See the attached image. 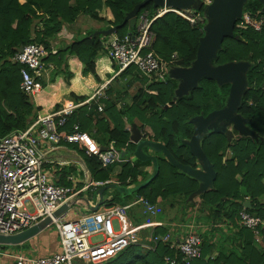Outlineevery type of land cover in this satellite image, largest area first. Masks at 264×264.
I'll list each match as a JSON object with an SVG mask.
<instances>
[{
    "label": "trees",
    "instance_id": "1",
    "mask_svg": "<svg viewBox=\"0 0 264 264\" xmlns=\"http://www.w3.org/2000/svg\"><path fill=\"white\" fill-rule=\"evenodd\" d=\"M239 5L240 11L254 12L262 8L261 0H240ZM103 6L112 13L113 20L108 21L109 24L115 27L117 35L122 36L134 30L135 22L142 11L153 10L159 5L156 0H0V54L5 57L4 50H7V54L12 56L15 48L29 43L44 46L49 52L50 40L64 24L73 23L79 15L87 14L92 19L105 20L101 14ZM152 29L156 35L153 48L157 55L166 58L176 52V65L183 69L195 66L204 33L190 26L175 13H167L157 18ZM109 40L110 37L103 40L98 36L88 35L74 40L56 53H49L46 60H54L61 66L66 54L74 55L77 62L83 64L82 75L90 73L99 79L96 73V55L104 45L109 44ZM208 60L211 68L228 64L241 69L243 79L239 87L240 100L233 115L242 117L248 125H242L247 131L241 128L239 134H235L233 138H228L224 125H216L214 130L206 134L201 131L199 134L198 148L214 169L211 188L206 192L200 191L195 178H190L183 171L179 172L178 165L196 169V157L199 155L189 147L190 140L196 127L209 113L230 105L232 78L222 80L217 77H199L189 86L183 81L179 86L175 79L166 83L146 80L141 82L136 75L134 81L141 84L128 106L116 109L120 97L115 94L94 102L91 107L80 105L64 128L69 131L74 122H79L81 129L85 131L86 126L83 125H89L95 119L97 129L92 136L100 145L114 141L121 152L133 154L137 145L129 140L130 134L124 130L122 117L126 116L131 124L138 122V127L143 128L148 126L144 124V115L157 113L162 108L164 113H168V121L162 125H149L150 130L145 131L148 132L150 140L154 139L163 145V148L158 146L163 155L155 156L156 162L151 158L136 157L132 164L130 161L115 163L104 170L95 157L86 156L81 150H77L86 169L96 180L114 176L124 189L128 178L135 181L138 175L144 176L143 183L138 184L139 188L133 191L115 188L111 194V202L125 204L138 196H143L153 204L165 201L181 202L182 199L199 194L203 205L210 211L213 228L217 227V220H226L237 229L231 231L235 241L232 243L233 248L228 252L221 250L217 255H208L212 250V243L202 238V257L191 264H264V244L261 241L255 242L248 228L237 225L242 208L240 202L249 194L252 207L256 211L254 213L250 208L247 210L255 215H264L259 201L264 196V28L256 31L234 27L232 33L224 37ZM0 65V83H4L8 89L2 92L0 101L2 136L18 126L10 121L18 116L17 109L12 108L10 103L14 101L20 109L30 105V101L20 88L17 91L13 89L15 81L19 87L20 66L4 61L3 58H0ZM134 71V67H129L121 75L133 74ZM39 80L42 83V79ZM108 89L106 93L111 95L112 90ZM71 96L79 103L85 100V97L73 93ZM98 106L102 107L101 112L98 111ZM226 151L232 157L224 163ZM166 152L171 154L176 164L165 158ZM144 156H149L148 148H145ZM151 165L155 166L152 175L139 169L141 166ZM243 169L246 172L238 182L234 178ZM63 176L64 173L58 177L61 179ZM157 231L164 232L162 229ZM174 254L163 243L154 251L142 246H129L105 264H167L164 257H172Z\"/></svg>",
    "mask_w": 264,
    "mask_h": 264
},
{
    "label": "built area",
    "instance_id": "2",
    "mask_svg": "<svg viewBox=\"0 0 264 264\" xmlns=\"http://www.w3.org/2000/svg\"><path fill=\"white\" fill-rule=\"evenodd\" d=\"M202 4L213 3V0H201ZM257 11L243 10L237 15L235 27L241 30L264 28V3ZM190 4V3H189ZM186 6L164 4L153 10H144L138 16L132 32L124 36L114 35L107 48L109 64L115 67L116 73H121L129 67L135 68L137 76L147 82H162L175 77L178 65L175 64L176 53L164 58L154 52L156 39L152 29L153 22L167 14L175 13L192 27L206 32V15ZM48 50L36 43L23 45L21 52L12 55L11 60L20 66V90L31 102L42 91L39 78L44 77L43 60ZM103 86V87H102ZM85 102L103 95L102 85ZM75 106L53 109L37 118L24 129H16L5 135H0V235H13L41 220L50 217V227H54L59 237V250L42 256H26L14 254L4 249L0 244V254L12 257L13 264H73L79 260L83 264H105L114 259L129 246H142L154 251L160 244H166L175 252L174 256H165L167 264H191L202 257V237L196 233H188L181 240L175 238L170 231L156 233L154 229L147 236L140 233L155 222L131 225L126 214L129 205H113L102 210H92L87 215L74 220H67L63 212L58 217L53 213L67 203L72 205L74 199L93 183L83 188L74 185L60 184L56 180L58 172L67 162H58L57 167L49 164L52 161L48 153L58 149L63 144H75L89 157H95L101 168L115 163L130 160L110 141L105 150L91 134L82 130L79 122L72 125L71 130L64 127L75 111ZM98 110H102L98 106ZM143 137V134L141 135ZM42 148H46L42 151ZM67 180L74 182L75 176L70 174ZM152 214L154 206L146 199L140 198ZM31 204L33 210L27 209ZM264 207V196L260 200ZM117 219L118 229L113 220ZM239 225L248 228L257 239L264 236V216L255 215L246 207L239 211ZM101 234L102 240L92 242L91 237Z\"/></svg>",
    "mask_w": 264,
    "mask_h": 264
},
{
    "label": "crops",
    "instance_id": "3",
    "mask_svg": "<svg viewBox=\"0 0 264 264\" xmlns=\"http://www.w3.org/2000/svg\"><path fill=\"white\" fill-rule=\"evenodd\" d=\"M174 6V5H173ZM212 12V10H211ZM102 16L105 20L99 21L92 19L87 14H81L78 18L70 24H64L61 30L55 35L53 39L50 40L51 43V51L48 52V55L43 60V73L44 77L42 78V91L39 95L35 96L34 99L30 102V105L20 108L17 106L14 101L10 103L11 107L17 109L18 116L16 118H12L10 121L17 123L18 126L13 127L9 132L16 130V129H24L32 123L37 116L45 114L48 111H52L53 109H59L62 107L68 106H80L79 102L75 100L74 97L71 96V93L85 97V102L88 100L97 89H99L102 85L104 88L102 90L103 95L99 98H93L88 103H84L88 107L94 102H98L103 99H107L108 97H113V95H119L123 88L126 89L128 95L131 98L129 101H124L120 97L116 103V109H121L123 106H128L132 100V97L138 87L140 86L139 81H135L132 84L129 77L127 75H121V73H116V68L109 64V60L107 59V46H103L102 50L98 52L96 55V73L99 79H96L92 74L88 73L86 75H82V63L77 62L76 57L71 54H66V58L63 61L61 66H58L57 62L54 60H46L49 56V53H56L59 49L66 48L69 44H71L74 40L81 39L88 35H95L100 37L101 39L109 38L110 39L117 35L115 27L111 26L108 21L113 20V16L111 11L106 7H102ZM129 33V32H128ZM5 57H2L0 54V58H3L4 61H7L11 64H16L11 60L12 56L7 54V50H4ZM57 59L60 60L59 57ZM2 66L0 65V69ZM182 69H178L175 73V79L179 86L182 85V81L178 82L179 79V72ZM135 72V71H134ZM136 74V73H135ZM137 75V74H136ZM141 82L145 80L141 79ZM111 84V86H110ZM135 87V92L132 94V90H128L129 86ZM110 86V90H112V94L108 95L106 93L108 87ZM103 87V86H102ZM133 87V88H134ZM108 89V90H109ZM123 92V96L125 97V91ZM118 93V94H117ZM122 96V97H123ZM29 101V100H28ZM83 105V104H81ZM77 106V107H78ZM76 107V108H77ZM75 108V109H76ZM101 112L100 110H98ZM73 114V113H72ZM72 116V115H71ZM70 116V117H71ZM70 119V118H69ZM124 121V130L127 131L130 136L132 135V128L133 126L137 125L138 122L135 124H131L128 122L126 116L122 117ZM137 121V120H136ZM75 123V122H74ZM73 123V124H74ZM96 120L92 119L89 125H83L85 127V131L89 134L95 133L97 126ZM216 125H214L215 128ZM81 127V125H80ZM146 128V127H144ZM65 129V128H64ZM150 128L147 127V130ZM228 131L231 133V138L235 136L232 132V129L227 128ZM66 130V129H65ZM8 132V133H9ZM203 133H208L207 131L202 130ZM142 135V134H141ZM94 138V137H93ZM95 139V138H94ZM130 140V138H129ZM150 141V138H142L140 140L139 149L146 147L144 141ZM200 138H197V142L199 143ZM131 141V140H130ZM191 141V140H190ZM132 142V141H131ZM143 142V143H142ZM134 143V142H133ZM137 145V144H136ZM159 147L163 148L162 144H158ZM76 147H72L69 144H63L58 149L48 153V158L52 161L51 166L57 167L58 162H67L61 171L58 172V175L64 173L63 178L57 177L56 180L60 184L66 185H74L76 188H83L88 183H93V185L84 190L81 194H79L72 205H69V209L66 213L67 220H74L87 215L92 210H102L104 207H110L113 205H129L126 210L127 218L131 225H140V224H147L155 222L156 225L154 227L149 226L144 231L140 233L141 236H147L152 229L155 232L157 230L162 229L164 230L163 233L168 231L177 238L182 239L188 233H196L202 236L205 240L212 243V250L208 253L209 256L217 255L221 250L228 252L232 247V243L235 241L233 240V236L231 235V231H237L235 227L229 225L228 222L225 221H218L215 224V228H213V221L210 214V211L207 207H205L202 203V198L199 194L192 195L190 198L182 199L181 202H174V201H165L157 204L151 203L155 208V213L152 214L151 210L146 207V205L139 201V199L143 196H138L133 200L125 204H119L115 202H111L112 193L114 192L115 188H120L121 191L128 190L133 191L136 188H139L138 184L143 183L144 176L138 175L135 181H131V178H128L125 183L127 186L125 189L120 187V181H118L114 176H110L109 178L96 180L94 176L90 175V181L87 180L86 174V167L85 165H81L77 161H73L70 159H66L64 155L77 153V150H81L79 146L75 145ZM105 146V145H102ZM137 148V146H136ZM46 148H42V151H45ZM149 156L154 162L155 153L153 150L148 149ZM168 152L165 154V158L171 162H174V159H170L168 157ZM78 154V153H77ZM126 157L130 158L129 163H133L136 157H140L141 159L148 157L144 156L145 152L142 153L138 150V154L136 153V149L133 154H126ZM79 155V154H78ZM223 162L225 163L226 160H229L232 157V154L229 151H226L224 154ZM206 157V156H205ZM207 159V158H206ZM208 160V159H207ZM125 163V162H124ZM175 163V162H174ZM122 164V163H119ZM176 164V163H175ZM196 169L192 170L188 166L178 165L179 172H184L190 178H195L197 180V184L200 187V191H208L211 188V181L214 178V169L208 160L206 162L200 155L196 157ZM182 167L186 168L183 169ZM102 169H107L102 168ZM140 170H144L146 173L152 175L155 171V166H141ZM246 169L241 171V174H237L235 176L236 181H240L242 176L245 174ZM73 174L75 176V181L72 183L67 180V176ZM62 177V176H61ZM263 197V196H262ZM259 198V201L261 198ZM242 207L250 208L251 211L255 213L256 210L253 209L251 204V195L245 196L243 200L240 202ZM146 207V208H145ZM264 211V207H263ZM264 213V212H263ZM264 216V215H263ZM117 221V219H114ZM238 227H242L237 222ZM118 224V221H117ZM119 226V224H118ZM213 228V229H212ZM233 229V230H231ZM51 230V231H50ZM198 231L199 233L195 232ZM162 233V234H163ZM252 233V232H251ZM255 242L261 241L262 239H257L253 235ZM25 247L27 248L25 254L26 256H42L45 254H49L59 250V237L57 235L56 230L54 227H49L42 231L39 235L30 240L15 245V247ZM9 252H14L13 249H6ZM0 264H13L12 257L4 256L0 254Z\"/></svg>",
    "mask_w": 264,
    "mask_h": 264
},
{
    "label": "water",
    "instance_id": "4",
    "mask_svg": "<svg viewBox=\"0 0 264 264\" xmlns=\"http://www.w3.org/2000/svg\"><path fill=\"white\" fill-rule=\"evenodd\" d=\"M148 1L149 0H146V2ZM237 1L238 0H213L211 10H212V13H213V10L216 11L215 25L212 28L211 32L205 35L200 41L194 70L181 71V73L179 74L184 80L185 79L187 80V83H186L187 86L191 85L199 77H205V78L217 77V74L220 72L230 73L232 75V84L230 88V105L227 108L214 110L211 113H209L196 127L195 132L191 138L192 142L197 141L199 134L206 127L209 121H211L217 115L232 116L235 113L237 105H238V92H239L241 81L243 79L242 74H241V69L239 67L228 65V64L217 65L213 68L206 67V63L208 59L212 56L214 51L221 44L224 37L230 35L232 31L234 30L237 15L240 13ZM156 2L159 6H162L166 3L168 5L182 7V6L188 5L191 2V0H156ZM22 48H23V45H19L17 48H15V51L21 52ZM232 121L240 123L239 118H237L236 115L235 116L233 115ZM240 126L242 127V125ZM225 132L228 135V138L232 137L230 131L226 130ZM141 137L142 136H141L139 129L134 125L132 128V135L130 136V140L134 142L135 144H137V148H136L137 154H138L139 146L141 144L140 143ZM144 143L150 144L151 142L147 140V141H144ZM105 149H106V146H102V150H105ZM194 151L198 155H200L206 162H208L205 155L200 151L198 147L194 149ZM167 154H168V157L172 159L171 154L170 153H167ZM64 157L66 159L77 161L81 165H85L83 158L77 153L66 154L64 155ZM146 158H153V157L148 156ZM182 168L186 169L184 167ZM156 169L158 170L157 163H156ZM86 174H87V180L90 181V173L88 170H86ZM152 178H154V176ZM68 209H69V204L67 203L63 204L53 213V217H58L59 215H61L63 212H65ZM51 221L52 219L50 217H47L41 220L39 223L31 227H28L16 234L0 235V244L18 245V244L24 243L30 240L31 238L36 237L45 229L49 228ZM262 243L264 244V239H262Z\"/></svg>",
    "mask_w": 264,
    "mask_h": 264
},
{
    "label": "rangeland",
    "instance_id": "5",
    "mask_svg": "<svg viewBox=\"0 0 264 264\" xmlns=\"http://www.w3.org/2000/svg\"><path fill=\"white\" fill-rule=\"evenodd\" d=\"M261 1H263V3H264V0H261ZM237 2H238V6L240 7V5H239L240 4V0H238ZM189 8H191L193 10H196V11H199V10L201 12L203 11V14L206 15V28H205L206 29V32H205V35L209 34V32H211L212 28L214 27L215 21H216V11L213 10V13L211 12L212 4L211 5H209V4H202V1L201 0H191V2L189 4ZM124 35H122V36H124ZM174 53H176V52H174ZM209 61L210 60L207 61L206 67L211 68L210 67V64H209ZM236 67H238V66H236ZM178 69H182V70L178 71L179 74H180L181 71L194 70V66L192 68H190V69H183L182 67L178 66ZM127 76L129 77L130 81H132V84H133L135 82L134 81V78L136 77V74L135 73L128 74ZM178 77L180 79L178 82L183 81L184 84L187 85L186 84L187 83V80L186 79L184 80L180 75ZM217 77L218 78L220 77V79H222V80L223 79H228V78L231 79L232 78V75L230 73L220 72V73L217 74ZM133 87L134 86H131V85L128 87L129 88L128 90H132L133 89L132 92H131L132 94L136 90L135 87L134 88ZM18 88H19L18 87V83H17V81H15L14 82V86H13L14 91H17ZM7 90L8 89L6 88V85L4 83H0V101H1L2 92L3 91H7ZM122 91H125L124 92L125 93V97L122 95L123 94ZM239 92H240V90H239ZM239 92H238V101L240 100V94H239ZM119 97H121L122 100H124V101L125 100L126 101H129V99L131 98V94L129 96L128 93H127V91H126V89L123 88L121 90V92L119 93ZM144 117H145L144 124L145 125H148L147 127H149V125H162L165 122H167L168 119H169L168 118V113L167 112L164 113V110H162V108H159L158 111H157V113L150 114V115H146L145 114ZM229 118H230V115H217L211 121H209V123L204 128V131H207L208 132V131L214 130V125H216V124H218V125H224L225 127L232 129V132L234 134H239V130H241V128L244 129L245 131H247V128L246 127H243V126L241 127L240 125H235L234 123H232V122L229 121ZM237 118H239V117L237 116ZM147 127L146 128H144V127L143 128L142 127L138 128L139 131H140V133L143 134V137L142 138H148V134H147L148 132L147 133L145 132V131H147ZM150 142H151L150 144H146V147H144L142 149H139V151L142 152V153H144L145 152V148H148L150 150H153L156 156L163 155V152L160 149H158L159 148L158 147L159 146L158 145L159 142L154 141V139L150 140ZM69 145H71L74 148L76 147L75 144H69ZM189 147L192 150L193 149H196L198 147V142L197 141L196 142L190 141ZM27 209L29 211H32L33 210L31 204H29V203L27 204ZM113 225H114L115 229H118V224H117V221L116 220H113ZM195 232L199 233L198 231H195ZM199 235H200V233H199ZM102 238L103 237H102L101 234H96V235H94V236L91 237V241L93 243L94 242H99V241L102 240ZM13 248H14V252H16V254H20V255L21 254H25L24 252H26V250H27V248H25V247H18V246L15 247V245H4V249L5 250L6 249H13ZM73 264H83V263H81L79 260H74L73 261Z\"/></svg>",
    "mask_w": 264,
    "mask_h": 264
},
{
    "label": "flooded vegetation",
    "instance_id": "6",
    "mask_svg": "<svg viewBox=\"0 0 264 264\" xmlns=\"http://www.w3.org/2000/svg\"><path fill=\"white\" fill-rule=\"evenodd\" d=\"M232 117H233V115L230 116L229 121L232 122V123H234L235 125H248L247 121L244 120L242 117H239L240 123H237V122L232 121ZM216 125H218V124H216Z\"/></svg>",
    "mask_w": 264,
    "mask_h": 264
}]
</instances>
